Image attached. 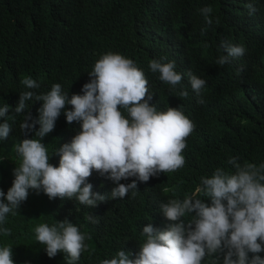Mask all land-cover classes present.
Listing matches in <instances>:
<instances>
[{"label":"trees","instance_id":"16d2710c","mask_svg":"<svg viewBox=\"0 0 264 264\" xmlns=\"http://www.w3.org/2000/svg\"><path fill=\"white\" fill-rule=\"evenodd\" d=\"M249 4L256 9L251 15ZM206 6L213 9V24L202 34L206 26L199 10ZM221 41L242 45L245 54L218 65L216 60L225 54ZM109 52L133 60L143 71L153 97L150 104L158 111L179 108L193 123L181 153L184 166L138 182V190L123 199H106L95 208L75 198L49 200L42 191L29 190L17 213L8 214L0 226L11 230L9 236L0 234V247L12 249L14 264H68L64 253L49 258L35 238L40 224L52 226L65 219L91 237L76 264H100L122 248L134 256L146 241L141 233L145 226L164 230L170 223L159 209L161 203L192 196L201 177L211 178L217 168L234 174L230 158L240 165L264 164V0H0V108L9 105L5 119L12 127L9 137L0 140V190L5 194L17 167L11 156L21 159L13 150L23 139H39L20 129L24 116L38 118L42 106L32 100L22 113L15 112L19 94L28 91L21 81L30 77L39 83L37 94L60 84L70 99L83 94L88 73ZM154 59L174 62L183 77L181 84L172 89L162 82L149 68ZM189 72L206 81L200 97L191 89ZM181 89L188 92L186 98L179 95ZM198 99L205 102L199 104ZM63 112L54 130L41 140L49 163L56 167L59 156L54 153L80 130V123L68 124ZM87 183L106 197L114 186L95 170ZM196 195L211 205L202 193ZM183 219L188 222L191 215ZM259 255L264 258V252ZM217 261L218 255L205 256L201 264Z\"/></svg>","mask_w":264,"mask_h":264},{"label":"clouds","instance_id":"9594fccd","mask_svg":"<svg viewBox=\"0 0 264 264\" xmlns=\"http://www.w3.org/2000/svg\"><path fill=\"white\" fill-rule=\"evenodd\" d=\"M247 7L250 15L256 11L252 4ZM212 12L211 6L199 10L206 26L202 34L213 24ZM220 48L225 53L216 60L220 66L245 54L242 45L227 41H221ZM149 68L172 89L181 84L183 77L175 71L174 62L154 59ZM88 75L90 80L82 86L83 94H73L70 99L60 84L52 85L46 94H37L39 83L30 77L21 81L28 91L19 94L15 112L22 113L32 100L42 102V106L38 118L30 113L24 116L20 129L24 135L34 132L39 139H23L16 147L21 163L13 170L14 180L7 193L0 190V226L8 214L17 213L29 190L37 194L42 191L49 200L75 198L81 205L95 208L106 199H123L138 190V182H148L184 166L181 153L194 125L179 108L168 107L161 112L150 104L153 97L148 81L133 60L109 52L100 57ZM188 78L191 89L200 97L206 81L191 72ZM179 95L186 98L188 92L181 89ZM9 108H0V118L4 119L0 123V140L7 139L12 131L5 119ZM62 110L66 122L80 123V130L71 143L54 153L59 156L56 167L49 163L41 140L54 130ZM228 163L236 168L234 174L217 168L211 178L201 177L192 196L161 203L159 209L170 223L164 230L152 224L145 226L141 233L146 241L137 254L133 256L122 248L100 264H201L205 256L217 255V264H264L259 255L264 252V164L240 165L235 158ZM93 170L114 185L110 196L94 193L93 185L87 183ZM130 179L131 183H121ZM201 193L210 199V206L197 198L196 194ZM189 214L191 219L185 222L183 218ZM88 219L95 222L92 216ZM0 234L9 236L11 230L0 227ZM35 238L45 246L49 258L64 253L68 264L79 261L88 250L85 240L91 239L67 219L52 226L40 224L35 228ZM0 264H14L10 247H0Z\"/></svg>","mask_w":264,"mask_h":264},{"label":"rangeland","instance_id":"374dc122","mask_svg":"<svg viewBox=\"0 0 264 264\" xmlns=\"http://www.w3.org/2000/svg\"><path fill=\"white\" fill-rule=\"evenodd\" d=\"M13 152H16V148L15 150H13ZM11 160H12V164H14L15 166H19V164L21 163V159H17V157L15 156H11Z\"/></svg>","mask_w":264,"mask_h":264}]
</instances>
